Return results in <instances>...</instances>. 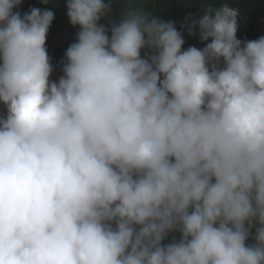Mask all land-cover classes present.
Returning <instances> with one entry per match:
<instances>
[{
  "label": "clouds",
  "instance_id": "9594fccd",
  "mask_svg": "<svg viewBox=\"0 0 264 264\" xmlns=\"http://www.w3.org/2000/svg\"><path fill=\"white\" fill-rule=\"evenodd\" d=\"M21 3L0 0V264H264V36L224 5L203 49L131 7L109 38L110 3L67 0L57 83L54 13Z\"/></svg>",
  "mask_w": 264,
  "mask_h": 264
},
{
  "label": "trees",
  "instance_id": "16d2710c",
  "mask_svg": "<svg viewBox=\"0 0 264 264\" xmlns=\"http://www.w3.org/2000/svg\"><path fill=\"white\" fill-rule=\"evenodd\" d=\"M66 2L67 0H22L19 8L13 9V12L19 11L21 16L34 7L51 10L54 13V20L49 28L45 45L53 69L49 78L50 82L58 83L63 76L66 50L76 42V35L80 30L78 26L73 27L69 23ZM105 2L111 4V9L98 23L107 29L109 38H111V27L119 24L124 18L123 13L131 7L144 11L149 18L174 22L175 28L185 41L182 51L191 46L203 49L207 43L211 42V39L201 42L199 21L224 5L237 11V39L254 41L264 36V0H105ZM151 54L149 49L141 50L142 58ZM223 66L224 62L221 59L220 67ZM6 115V106L0 102V118H5ZM259 226V222L255 221L246 240V246H253L256 243V229ZM180 239L181 234L178 231H171L162 244L166 245Z\"/></svg>",
  "mask_w": 264,
  "mask_h": 264
}]
</instances>
